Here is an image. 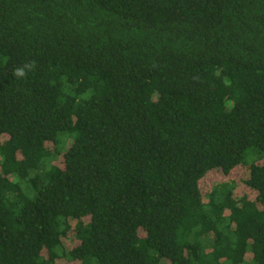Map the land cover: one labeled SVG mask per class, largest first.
I'll use <instances>...</instances> for the list:
<instances>
[{"label":"trees","instance_id":"trees-1","mask_svg":"<svg viewBox=\"0 0 264 264\" xmlns=\"http://www.w3.org/2000/svg\"><path fill=\"white\" fill-rule=\"evenodd\" d=\"M0 264H264V0H0Z\"/></svg>","mask_w":264,"mask_h":264},{"label":"rangeland","instance_id":"rangeland-1","mask_svg":"<svg viewBox=\"0 0 264 264\" xmlns=\"http://www.w3.org/2000/svg\"><path fill=\"white\" fill-rule=\"evenodd\" d=\"M242 176H244L243 167H238L233 170L230 176L222 175L220 172H211L201 181L202 192L204 194L208 193L215 182L227 181L228 179L239 181ZM245 193L254 195L249 189H245Z\"/></svg>","mask_w":264,"mask_h":264},{"label":"clouds","instance_id":"clouds-1","mask_svg":"<svg viewBox=\"0 0 264 264\" xmlns=\"http://www.w3.org/2000/svg\"><path fill=\"white\" fill-rule=\"evenodd\" d=\"M34 67H35V62L29 61L25 63L23 66L16 68L13 72V76L17 78H23L28 74L29 71L33 70Z\"/></svg>","mask_w":264,"mask_h":264}]
</instances>
